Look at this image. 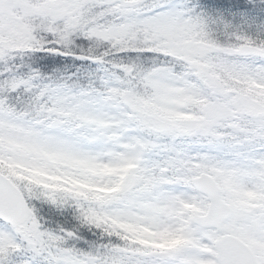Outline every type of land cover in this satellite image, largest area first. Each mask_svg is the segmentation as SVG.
<instances>
[{"label":"snow or ice","instance_id":"6c2138e0","mask_svg":"<svg viewBox=\"0 0 264 264\" xmlns=\"http://www.w3.org/2000/svg\"><path fill=\"white\" fill-rule=\"evenodd\" d=\"M0 264H264V0H0Z\"/></svg>","mask_w":264,"mask_h":264},{"label":"trees","instance_id":"16d2710c","mask_svg":"<svg viewBox=\"0 0 264 264\" xmlns=\"http://www.w3.org/2000/svg\"><path fill=\"white\" fill-rule=\"evenodd\" d=\"M86 238H88V237H86ZM92 239H95V237H92Z\"/></svg>","mask_w":264,"mask_h":264}]
</instances>
